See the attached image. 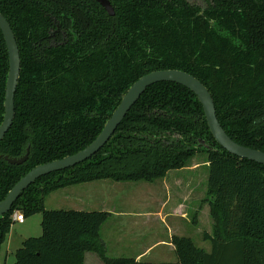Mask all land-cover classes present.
I'll list each match as a JSON object with an SVG mask.
<instances>
[{
	"label": "trees",
	"instance_id": "1",
	"mask_svg": "<svg viewBox=\"0 0 264 264\" xmlns=\"http://www.w3.org/2000/svg\"><path fill=\"white\" fill-rule=\"evenodd\" d=\"M0 0L21 56L13 125L0 141V201L30 170L93 142L140 77L176 69L198 78L236 142L264 151V0ZM9 55L0 29V125ZM25 163L10 164L3 157ZM209 163L210 250L173 235L176 260L112 257L104 210L47 209L51 192L82 183L154 182L197 155ZM42 213V235L23 241L14 264H264V165L231 154L214 139L189 88H147L107 144L74 167L40 177L0 217L1 248L14 214Z\"/></svg>",
	"mask_w": 264,
	"mask_h": 264
},
{
	"label": "water",
	"instance_id": "2",
	"mask_svg": "<svg viewBox=\"0 0 264 264\" xmlns=\"http://www.w3.org/2000/svg\"><path fill=\"white\" fill-rule=\"evenodd\" d=\"M96 1L101 4L110 15H115V10L110 0ZM0 29L4 35L9 55V71L6 82L4 103L5 112L3 122L0 125L1 141L13 125L15 117V93L21 72V56L14 31L9 21L2 13H0ZM160 82H174L189 88L195 93L201 102L207 124L216 142L231 154L264 165V151L242 145L228 135L218 119L216 105L212 94L198 78L182 70H156L140 77L130 86L127 92L123 95L121 102L106 122L101 133L87 147L62 159L37 165L26 173L13 186L5 198L0 201V217L11 211L14 203L18 200L22 193L40 177L56 171L74 167L77 164L88 160L101 150L116 132L118 126L122 123L128 112L147 90V88ZM29 153L30 151L28 149L27 153L20 158L5 156V160L10 164L20 165L26 162L29 157Z\"/></svg>",
	"mask_w": 264,
	"mask_h": 264
},
{
	"label": "rangeland",
	"instance_id": "3",
	"mask_svg": "<svg viewBox=\"0 0 264 264\" xmlns=\"http://www.w3.org/2000/svg\"><path fill=\"white\" fill-rule=\"evenodd\" d=\"M189 1L195 2L201 7H205L207 4V0ZM183 169L186 170L181 173L182 182H184V184H189L187 188V193L184 196L174 190V187L177 184V181L176 179H174V177L176 174H178L175 170L171 173L169 172L166 179L161 178L155 180L154 182L141 181L129 182L125 184L121 182L122 185H119V187L124 186V188H115L114 191L110 190L109 194L115 197L119 196L118 200H122L118 201V203L116 201V206L119 207V209H126L124 212H129L136 215H141L142 212H146L148 211V208L150 209V207H153L150 203L147 202V199L149 197H152L151 193L154 192L157 199H166L167 197H169V199L172 198L171 201L166 205L165 212H168L171 205L175 202H181L183 206V211H185V213L183 212V217L188 218L190 225L188 228V232H186L185 234L178 235L192 237L196 245L210 250V242L203 240V232L210 231L213 225V220L210 213V206L206 201L209 163L207 162V159H205L204 155L199 154L195 158H193ZM106 183L116 184L117 182L106 179L82 183L74 186H77V188L79 189H84L92 186L91 191H93L102 184ZM70 187L71 186L53 191L49 195H47L44 199L45 207L47 209L65 210L79 209L81 207H85L86 205L79 206L80 204L75 201L72 195H69ZM93 192L95 195L90 194L89 196L91 198H96V195L101 196L97 198H104V193H102V195L101 193H99V191ZM148 204L151 206L148 207ZM42 219V213H36L32 216L26 217L25 223L14 222L1 248V264H14L15 252L18 248L22 246L23 241L30 237H39L42 235ZM137 219L141 221L143 218L139 217ZM163 233H165V231H163ZM108 253L110 256H112L111 251ZM170 260L172 261V258H170L169 261ZM85 264L104 263L96 253L89 252L87 256L85 255Z\"/></svg>",
	"mask_w": 264,
	"mask_h": 264
},
{
	"label": "crops",
	"instance_id": "4",
	"mask_svg": "<svg viewBox=\"0 0 264 264\" xmlns=\"http://www.w3.org/2000/svg\"><path fill=\"white\" fill-rule=\"evenodd\" d=\"M185 170L186 169L175 170L178 174L174 177L178 184H176L174 190L183 196L186 195L189 186L188 183L184 184L181 179V173ZM171 172L172 171H170V173ZM122 183L125 184L129 182ZM119 185H122L121 182H117L116 184L106 183L93 190L99 191L101 194L104 193V195L102 194L104 196L102 199L97 198L101 197L97 195L96 198H91L89 196L90 194L95 195L94 192L91 191L92 186L84 189L71 186L69 195H72L75 201L80 204L79 206L86 205L81 208H88H79L77 210H104L111 213L110 218L102 227L101 235L107 244L108 252L111 251L113 257L124 255L135 257L137 260L151 262H164L172 258V261H174L176 256L175 247L171 242L172 237L175 234H185L188 232L190 225L188 218L183 217L185 211H183L181 202H175L171 205L169 211L165 212V207L172 198L157 199L155 192H150L152 197H149L147 202L150 203L154 209L150 207L148 211L142 212L141 215L124 212L126 209H119V207L116 206V201L117 203L118 201H122L118 200L119 196L115 197L109 194L110 190L114 191L115 188H124V186L119 187ZM151 205L148 204V207ZM139 217L143 219L140 221L137 219ZM163 231H165V233H163ZM88 253L89 252L85 255L87 256Z\"/></svg>",
	"mask_w": 264,
	"mask_h": 264
},
{
	"label": "built area",
	"instance_id": "5",
	"mask_svg": "<svg viewBox=\"0 0 264 264\" xmlns=\"http://www.w3.org/2000/svg\"><path fill=\"white\" fill-rule=\"evenodd\" d=\"M13 217L15 222H19V223H24L26 220V218L21 212H16Z\"/></svg>",
	"mask_w": 264,
	"mask_h": 264
},
{
	"label": "flooded vegetation",
	"instance_id": "6",
	"mask_svg": "<svg viewBox=\"0 0 264 264\" xmlns=\"http://www.w3.org/2000/svg\"><path fill=\"white\" fill-rule=\"evenodd\" d=\"M6 156H8V155H6ZM8 157H10V156H8ZM4 159H5V156L3 157ZM11 158H13V157H11ZM20 158V157H19ZM8 162V161H7Z\"/></svg>",
	"mask_w": 264,
	"mask_h": 264
}]
</instances>
